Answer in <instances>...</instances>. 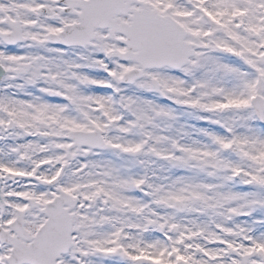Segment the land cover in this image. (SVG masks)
<instances>
[{
	"label": "snow or ice",
	"instance_id": "6c2138e0",
	"mask_svg": "<svg viewBox=\"0 0 264 264\" xmlns=\"http://www.w3.org/2000/svg\"><path fill=\"white\" fill-rule=\"evenodd\" d=\"M0 264H264V0H0Z\"/></svg>",
	"mask_w": 264,
	"mask_h": 264
}]
</instances>
